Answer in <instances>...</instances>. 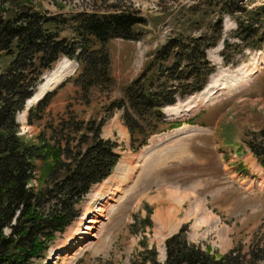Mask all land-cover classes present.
I'll list each match as a JSON object with an SVG mask.
<instances>
[{"label": "rangeland", "instance_id": "374dc122", "mask_svg": "<svg viewBox=\"0 0 264 264\" xmlns=\"http://www.w3.org/2000/svg\"><path fill=\"white\" fill-rule=\"evenodd\" d=\"M12 1L0 3L3 18L13 16L23 0ZM30 4L41 16L61 19L58 37L68 40L74 37V16L83 13L134 11L144 19L133 26L137 39L107 41L109 82L100 81L83 91L73 82L78 72L76 61L60 57L37 83L57 64L64 63L63 70L69 71L66 80L54 89L42 118L36 120L32 114L28 122L27 109L34 103L23 107L17 115L18 133L32 140L42 132L44 139L62 143L60 137L65 131L58 129L59 120L68 123L71 120L74 126L82 124L81 130H73L74 137L70 140V146L81 150L91 143L83 135L86 123L101 119L100 136L115 144L113 152L117 154L110 174L89 188L74 206L77 216L62 231L54 233L43 255L31 259L32 264H134L140 261V241L147 248L153 246L156 261L163 264L164 252H158L164 251L163 240L183 224L189 241L201 243L202 247L208 245L219 254L237 249L240 264H264V164H260V160L264 163V65L261 68L259 65L264 61V43L260 49H249L235 38L234 30L237 22H242L253 28L255 43L264 39V0H236V4L230 5L231 13H224L214 1L207 5L201 0H29ZM48 28L54 30L53 25ZM194 36L203 41L219 36L204 51L212 66L204 85L211 86L212 94L242 72L252 71L253 78L257 69L256 77L239 92L219 91L213 102L197 103L198 107L190 114H185V105L204 92L175 98L170 107L165 106V120L173 122L192 116L190 123L171 129L157 123L151 132L145 127L144 143L138 146L143 134L137 130L130 145L129 133L121 119L122 110L115 107L116 102L123 100L126 104L125 90L134 80L143 83L145 90L168 86L166 75H162L164 68L185 62L177 55L188 38ZM173 39L178 44L171 48L168 45ZM221 40L231 43V48L223 51ZM198 44L201 46L203 42ZM162 47L169 51L166 58L162 57L166 53L158 51ZM50 73L46 76L53 75ZM195 79L191 76L187 82L193 83ZM49 83L53 88L59 84L54 76ZM38 89L35 94L40 93L41 88ZM170 113L179 118L168 119ZM68 123L67 127L73 129ZM255 152L260 154L257 156ZM45 161L52 162V158L35 162L32 187L46 184L47 178L42 176ZM118 164L126 166L121 174L132 168L125 185L120 186L121 192H115L113 180ZM105 194L110 199L91 230L93 236L81 241L83 234L80 240H72L77 224L98 211ZM49 205L44 203L45 208ZM160 213L163 221L157 219ZM145 218L150 224L143 223ZM249 248L252 256L248 255Z\"/></svg>", "mask_w": 264, "mask_h": 264}, {"label": "trees", "instance_id": "16d2710c", "mask_svg": "<svg viewBox=\"0 0 264 264\" xmlns=\"http://www.w3.org/2000/svg\"><path fill=\"white\" fill-rule=\"evenodd\" d=\"M212 1L224 13H231L230 5L236 4V0H201L207 5ZM0 3L4 5L13 1L0 0ZM19 4L20 9L15 10L13 16H0V264H32L31 259L41 257L54 233L62 231L77 216L74 206L93 184L109 175L117 160V154L113 152L115 144L100 136L101 119L86 123L83 135L91 143L83 150L70 146L74 137L71 133L78 132L82 127V124L74 126L71 120L69 123L59 120L58 129L65 131L60 137L64 140L62 143L60 140L54 143L44 139L42 132L34 135L33 140L25 138L18 133L16 122L25 100L31 99L40 76L45 70L52 69L60 57L76 61L78 72L73 82L83 91L100 81L109 82L107 41L112 38L137 39L133 26L144 22L134 11L83 13L74 16V37L68 40L58 37L57 26L61 19L41 16L38 11H33L29 0ZM50 25L54 30L48 28ZM250 26L237 22L235 38L249 49H259L264 39L255 43ZM218 37L210 41H203L199 36L189 37L177 55L185 62H175L162 72L168 79V86H162L161 82L158 85L162 88L145 90L143 83L134 80L126 88L127 106L120 100L115 107L122 110L121 119L129 133L130 145L134 142L133 132L137 130L143 134L137 141L139 146L145 140V127L151 132L157 123L168 128L179 125V122H165L162 109L172 105L175 98L202 89L206 76L212 71L204 51L213 46ZM175 41L173 39L168 46L175 47L178 44ZM198 42L203 44L200 46ZM230 46L231 43L223 40V51ZM164 49L162 47L158 51L166 53L162 56L166 58L169 51ZM5 57L8 59L4 63L2 59ZM191 76L196 78L193 83L187 82ZM53 94L54 90L44 94L27 109L28 122L32 114L36 120L42 118ZM67 123L74 128L67 127ZM259 154L255 152V155ZM48 156L52 162L45 161L42 172V176L47 178L46 184L32 187L30 183L32 178L35 179V162ZM260 164H264L262 160ZM45 202L50 203L46 208ZM143 223L150 224L149 219H143ZM5 229L8 230L6 233ZM139 244L142 246L140 261L134 264H158L154 247L147 248L143 241ZM163 247V264H240L241 259L237 249L231 248L219 254L208 245L202 247L201 243L189 241L186 224L164 238ZM248 255L252 256L251 248Z\"/></svg>", "mask_w": 264, "mask_h": 264}, {"label": "bare ground", "instance_id": "6f19581e", "mask_svg": "<svg viewBox=\"0 0 264 264\" xmlns=\"http://www.w3.org/2000/svg\"><path fill=\"white\" fill-rule=\"evenodd\" d=\"M259 65H260V68H261V66L264 65V61L262 63H259ZM64 67H66L64 65V63L57 64L53 70L48 72V73L51 72L50 74H53V75L47 77L46 75L48 73H46L44 75V77H43V80L39 83L40 85L39 84H38L39 86L36 85L38 87L35 86L37 89L39 87L41 88L40 93H38V94L34 93L35 96H33L34 95L33 94L31 99H29V100L26 99L24 107L26 105L28 107L30 104L36 102V100H38V98H41V96H43L44 94H46L47 92H49L53 88L54 85H50V83H49V79H51L52 76H54L56 78L57 83H59L60 81H62L63 78L68 76L69 71H68L67 68L63 70ZM252 73H253L252 71L242 72V74L240 76H238L235 80H233L231 83H229V84H225V83L221 84V87L217 88L218 92L214 93V94L211 93V90H212L211 86L207 87L206 84H205L204 87H203V90H202L204 93L202 91H201V93L198 92L200 94H202V93L203 94L201 96L197 97V99H195V100L194 99H190L189 102L185 105L186 106L185 107V114H190L192 112V110L196 109V107H198L197 103L207 104V103L213 102L216 99V96L219 93V91H223V94L224 93H230V92L238 91L243 85H245L249 81L250 82L252 81V79H253L251 77ZM256 73H257V69L255 70V73H254L253 77L255 76ZM34 92H36V91H34ZM212 95H213V97L211 98V100L207 99L209 96H212ZM203 104H201V105H203ZM168 107H170V106H168ZM178 116H176V113H170L168 119H170V120L171 119H176ZM18 118L19 117L16 116V121L19 122ZM142 158H144L143 155L141 156V159ZM118 165H117L116 169L113 172V180L116 182L115 192H119V190L121 192L120 186L125 185V182L127 181L128 177H130V175H131V169H132V168L131 169H127L126 168L128 170L127 173L123 170V172L121 174L122 168H124L126 166L122 165V164L121 165L118 164ZM109 197H110V195L107 196L105 194L104 195V199H101L103 203L98 208V211H95V214H93V215L92 214H88V217L85 219V221H80L79 224H77V227H75L74 233H73L72 238H71L72 240H76V241L80 240V236H82L83 234H84V236L81 238V241H83L85 238H89V237L93 236L91 230L94 229V227L98 223V219L102 216V210L104 209V206H105L104 204H105V202L107 200L110 199ZM162 216H163L162 213L158 214L157 215V219L159 221H163L165 218H163ZM79 243H81V242H79ZM79 245H81V244H79ZM74 246H75V244H74ZM58 250H60V249H58ZM158 252L159 253H163L164 251L162 250V251H158ZM159 258H162V257L159 256Z\"/></svg>", "mask_w": 264, "mask_h": 264}, {"label": "crops", "instance_id": "0c3cea01", "mask_svg": "<svg viewBox=\"0 0 264 264\" xmlns=\"http://www.w3.org/2000/svg\"><path fill=\"white\" fill-rule=\"evenodd\" d=\"M256 74H257V73H256ZM256 74H255V76H254V77H256ZM254 77H253V78H254Z\"/></svg>", "mask_w": 264, "mask_h": 264}, {"label": "water", "instance_id": "95a60500", "mask_svg": "<svg viewBox=\"0 0 264 264\" xmlns=\"http://www.w3.org/2000/svg\"><path fill=\"white\" fill-rule=\"evenodd\" d=\"M160 44H162V43H160Z\"/></svg>", "mask_w": 264, "mask_h": 264}]
</instances>
